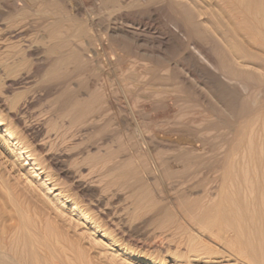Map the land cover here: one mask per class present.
Instances as JSON below:
<instances>
[{
  "label": "rangeland",
  "instance_id": "rangeland-1",
  "mask_svg": "<svg viewBox=\"0 0 264 264\" xmlns=\"http://www.w3.org/2000/svg\"><path fill=\"white\" fill-rule=\"evenodd\" d=\"M120 4L0 0V264H241L231 245L244 246L240 228L260 225L264 248V70L242 92L209 82L221 108L208 89L200 98L176 87L177 73L202 83L185 74L206 53L225 70L207 38L140 47L159 51L151 60L162 68L118 48L136 46L123 29L145 25L156 41L186 13L168 1ZM91 49L100 53L91 58Z\"/></svg>",
  "mask_w": 264,
  "mask_h": 264
},
{
  "label": "bare ground",
  "instance_id": "bare-ground-1",
  "mask_svg": "<svg viewBox=\"0 0 264 264\" xmlns=\"http://www.w3.org/2000/svg\"><path fill=\"white\" fill-rule=\"evenodd\" d=\"M119 0H110L111 4L113 5V7L115 8H118V9H123L125 7V4L122 6L121 1L120 0V3L118 2ZM135 1V0H134ZM142 1H146L148 3H158V2H164V1H168V2H171L173 3L174 5L178 6L181 8L182 11H184L186 13V19L185 21L184 20H181L179 18V20L177 19V21L175 23H173V26L169 29L166 30V32L162 33L160 35V37H158V39L156 41H153V40H149L146 36V32H148V29L146 28V26H142V27H137L136 29H132L131 30H126V31H120L118 32V34H120V36L122 35L123 38H129L130 41L132 43H134L136 46L133 47L134 49H132L130 46L127 47V49L125 51H123L124 49L121 48V45L119 46L118 44V48L120 47V49L123 51H121V53H124V55H132L134 57L137 58V60H140L141 61H147L148 63H152L155 67H158L160 66V68L164 67L163 66V62H161V60L159 61V59H157V61H155L153 63V61L151 60V57L152 58H155L154 56V52L157 53V56L161 55L159 54V51H154L152 52V49L151 51H147L146 49H141L140 47H143V46H156L158 48H161V47H167V44L169 43H173L175 45H177L178 47L181 48V45H183L184 43L185 44H189L190 40H188L190 38L189 35H193V34H196V35H201L203 38H207L210 43H213L214 45H216L219 49V55H220V59H221V62L224 63V66H225V70L222 71V72H218L217 70V65H216V61L214 60V58L212 56H210L209 54H204L202 55V57L199 56V60L196 63V62H191V64L193 63V65H191V69H187L186 70V74L187 76H191L193 77L195 80H196V76L198 77V79H200V82H198L196 80V84L194 86V84L192 85L190 82H188L187 78L185 77H181L178 73L177 75H175V78H177V84L176 87L178 86L179 88V84L180 85H183L185 87H188L191 89V91L193 93H195L196 95H198V97L200 98H204L203 96V92L201 90H204L203 88L205 89H208V91H210V95L208 97H211V100L213 99L216 104H218L221 108H226L227 105H225L224 101L221 99L220 97V92L219 90H216V89H212L209 85V82L213 81L217 84H219V87L220 86H225V87H229V88H232L234 89V91L236 90L237 91H246L248 89V84L245 83L243 80L246 79L247 77H259L263 72H261V74H259L260 71L264 70V0H142ZM119 3V4H118ZM123 3H127V1L123 2ZM140 3V2H139ZM52 4V3H51ZM117 4V5H116ZM132 4V3H131ZM128 5V4H127ZM126 5V7H127ZM155 6V5H154ZM129 7V6H128ZM161 7V6H160ZM44 9V8H43ZM114 8H112L113 10ZM117 9V11H118ZM115 10V9H114ZM111 11V10H110ZM141 11V10H140ZM174 11V10H173ZM48 12V11H47ZM79 15V14H78ZM183 16V15H182ZM182 18V17H181ZM83 19V18H82ZM92 19V18H91ZM94 20V19H93ZM55 22V21H54ZM137 22V21H136ZM140 22V21H139ZM120 23V22H119ZM93 24V23H92ZM89 25V24H88ZM95 25V24H94ZM143 25V24H142ZM98 26V25H97ZM133 26V25H131ZM137 26V25H136ZM130 27V26H129ZM148 27V26H147ZM94 28V27H93ZM113 28V27H112ZM121 28V26H120ZM127 28V26H126ZM131 28V27H130ZM141 30H140V29ZM149 28V27H148ZM114 29V28H113ZM112 29V30H113ZM119 29V28H118ZM117 29V30H118ZM154 29V28H153ZM90 30V29H89ZM120 30V29H119ZM163 30V29H162ZM108 32V31H107ZM112 32V31H111ZM115 32V31H113ZM151 32V31H150ZM51 33V32H50ZM146 33V34H145ZM159 33V32H158ZM99 34V33H98ZM101 34V33H100ZM108 35V34H106ZM110 35V34H109ZM152 35V34H151ZM105 36V35H104ZM121 36V37H122ZM153 36V35H152ZM155 36V35H154ZM200 36V37H201ZM92 37V36H91ZM103 36H101L102 38ZM113 37V36H112ZM120 37V39H121ZM199 38V37H198ZM116 39V37H115ZM128 39V40H129ZM117 40V39H116ZM185 40H188V42H184ZM103 41V40H102ZM122 40H120L121 42ZM207 41V40H206ZM113 42H116V41H113ZM129 42V43H131ZM106 43V42H105ZM124 43V42H123ZM80 44V43H79ZM125 44V43H124ZM184 44V45H185ZM194 44V43H193ZM23 45H26V44H23ZM97 45V44H96ZM104 45V44H103ZM109 45V44H108ZM171 45V44H170ZM169 45V46H170ZM27 46V45H26ZM60 46V45H59ZM85 45H83L84 47ZM105 46V45H104ZM126 46V45H125ZM124 46V47H125ZM138 46V47H137ZM174 46V45H173ZM77 47V46H76ZM82 47V46H81ZM86 47V46H85ZM98 47V46H97ZM117 47V46H116ZM144 47V48H145ZM172 47V46H171ZM170 47V48H171ZM191 47V46H189ZM195 47V46H194ZM200 47V46H199ZM202 47V46H201ZM78 48V47H77ZM91 48V47H90ZM105 48V47H104ZM175 48V47H174ZM186 48V47H185ZM98 49V48H97ZM107 49V48H106ZM177 49V48H176ZM192 49V47H191ZM206 49V48H205ZM62 50V49H61ZM88 50V49H87ZM92 50V51H91ZM88 51V53L90 54L89 56L92 57H96L100 52L98 50H93L91 49ZM157 50V49H155ZM208 50V49H207ZM102 51V50H101ZM195 53L197 55V53H201L202 52H196V50L194 49ZM205 51V50H204ZM180 52V51H179ZM182 52V51H181ZM189 52V51H188ZM80 53H81V50H80ZM118 53V52H117ZM120 53V54H121ZM108 54V53H107ZM178 54V52H177ZM182 54V53H180ZM184 54V58L185 57H188L189 59V62L193 59L192 58V55L190 56L189 53H183ZM193 54V55H194ZM82 56V55H81ZM122 56V55H121ZM195 56V55H194ZM83 57V56H82ZM127 57V56H126ZM5 58V57H4ZM19 58V57H18ZM111 58V56H110ZM198 58V57H197ZM75 59V58H74ZM81 59V58H80ZM99 59V58H97ZM20 60V59H19ZM87 60V59H85ZM107 60V59H106ZM166 60V59H164ZM180 60V59H179ZM196 60H193V61H196ZM78 61V60H77ZM80 61V60H79ZM101 61H103L101 59ZM100 61V62H101ZM122 61V59H121ZM152 61V62H151ZM181 61V60H180ZM186 61V60H185ZM184 61V62H185ZM80 62H83V61H80ZM111 62V61H110ZM109 62V63H110ZM179 62V61H178ZM91 63V62H90ZM97 63V62H96ZM137 64V62H135ZM167 63V62H166ZM92 64V63H91ZM101 64V63H99ZM104 64V62H103ZM146 64V62H145ZM165 64V63H164ZM183 64V62H182ZM94 65V64H92ZM135 65V64H134ZM151 65V64H150ZM166 65V64H165ZM168 65V64H167ZM100 66V65H98ZM97 66V67H98ZM140 66V65H139ZM145 66V65H144ZM162 66V67H161ZM106 67V66H105ZM173 67V66H172ZM181 67V66H180ZM190 67V66H189ZM110 68V67H109ZM132 68V67H131ZM148 68V67H146ZM167 68V67H166ZM95 69V68H94ZM144 69V68H143ZM179 69V67H178ZM5 70V69H4ZM97 70H99V68H97ZM102 70V69H100ZM99 70V71H100ZM182 70V69H181ZM180 70V72H181ZM96 71V69H95ZM103 71V70H102ZM141 71V69H140ZM164 71V70H162ZM166 71H168L166 69ZM165 71V72H166ZM185 71V70H184ZM101 72V71H100ZM170 72V71H169ZM183 72V71H182ZM103 73V72H102ZM143 73V72H142ZM152 73V72H151ZM164 74V73H163ZM161 73V75H163ZM168 74V73H167ZM166 74V75H167ZM176 74V73H175ZM154 76V75H153ZM157 76V75H156ZM165 76V74H164ZM262 76H264L262 74ZM146 77V76H145ZM159 77V76H158ZM163 77V76H161ZM160 79V78H159ZM189 79V78H188ZM138 80H140V78H138ZM172 80V79H171ZM192 80V79H191ZM159 81L162 82V79H160ZM194 81V80H193ZM192 81V82H193ZM167 82V81H165ZM174 82V81H173ZM248 82V81H247ZM250 83V82H248ZM143 84V83H142ZM151 84V83H150ZM209 84V85H208ZM196 85H201L199 86V90L198 88H196L197 86ZM142 86V85H141ZM140 86V87H141ZM209 86V87H208ZM214 86V85H213ZM144 87V86H143ZM201 87V89H200ZM216 87H218L216 85ZM214 87V88H216ZM218 87V88H219ZM102 88V87H101ZM155 88V87H154ZM166 88V87H165ZM173 88V87H172ZM177 88V89H178ZM187 88V89H188ZM156 89V88H155ZM175 89V88H174ZM221 89H223L221 87ZM158 90V89H157ZM160 90V89H159ZM179 92L181 91L180 89H178ZM224 90V89H223ZM222 90V91H223ZM155 91V90H153ZM231 91V90H230ZM156 92V91H155ZM158 92H163V91H158ZM183 92V91H182ZM264 92V91H263ZM153 93V92H151ZM167 93V92H165ZM220 93V94H219ZM223 93V92H222ZM234 93V92H233ZM239 93V92H238ZM157 94V93H156ZM169 94V93H167ZM226 94V93H224ZM229 94V93H228ZM159 95V94H158ZM208 95V94H207ZM206 95V96H207ZM223 95V94H222ZM221 95V96H222ZM167 96V95H166ZM226 96V95H224ZM233 95L230 94V98L232 97ZM229 97V95H228ZM227 97V98H228ZM237 97V96H236ZM238 99V97H237ZM236 99V100H237ZM245 99V97H244ZM242 99V101L244 100ZM204 100V99H203ZM206 100V98H205ZM210 100V101H211ZM230 99H228L229 101ZM234 100V96H233V99ZM226 101V100H225ZM235 101V100H234ZM230 102V101H229ZM239 102V100H238ZM259 102V101H258ZM204 103V102H203ZM208 103V102H207ZM231 103V102H230ZM172 105V103H170ZM202 104V103H201ZM207 105V104H206ZM209 106V105H208ZM211 107V105H210ZM214 107V106H213ZM217 108V107H216ZM211 109V108H210ZM228 109V108H227ZM227 109L225 111H227ZM230 109V108H229ZM228 109V110H229ZM213 111V110H212ZM233 111V110H232ZM260 114V113H259ZM257 114H255L256 116ZM230 117V116H229ZM260 117V116H259ZM258 121H259V118H257ZM257 119H256V122H254L255 124L257 123ZM220 120V119H219ZM262 120V119H260ZM255 121V120H254ZM264 121V120H262ZM253 123V124H254ZM264 122H262L263 124ZM261 126V125H260ZM264 126V125H262ZM261 126V128H262ZM259 127V126H258ZM257 127V128H258ZM264 129V128H262ZM249 131V130H248ZM4 134L8 137H12V133L8 130V129H4L3 130ZM251 134V133H250ZM248 135V134H247ZM263 136H264V133H263ZM259 136H257L258 138ZM15 140V138H14ZM13 140V141H14ZM259 140V138H258ZM4 143V142H3ZM8 143V142H7ZM63 143V142H62ZM260 143V142H259ZM13 144H16L15 142ZM262 144V143H260ZM251 146V143L249 144ZM62 146V145H61ZM184 150V149H183ZM191 150V149H190ZM25 151V150H24ZM23 150H19V155L20 157H25L26 158V161H29V163L32 165L35 164L34 160L32 158H29V157H26V154ZM261 151V150H260ZM259 151V152H260ZM141 153V152H140ZM260 154L262 155V152H260ZM248 157V156H247ZM259 159V158H258ZM264 162V161H263ZM264 166V164H263ZM156 167V166H155ZM5 168V167H4ZM37 169V167H34ZM169 168V167H168ZM174 169V168H173ZM263 169V168H262ZM41 171V170H40ZM242 171V169L240 170ZM253 171V169H252ZM7 172V171H6ZM39 172V171H38ZM251 172V171H250ZM263 172V170H262ZM9 173V172H8ZM252 173V172H251ZM248 175V174H247ZM253 175V174H252ZM244 176V175H243ZM255 176V175H254ZM256 177V176H255ZM264 177V176H263ZM262 177V179H263ZM243 178V177H242ZM241 178V179H242ZM249 178V177H248ZM248 178L246 177V179L248 180ZM261 178V177H260ZM245 179V178H244ZM262 179H260L261 181V184H262ZM196 181V180H195ZM244 181V180H243ZM255 181V179H254ZM264 181V179H263ZM257 182V181H256ZM255 182V183H256ZM244 182L241 181V184H243ZM245 183H246V180H245ZM249 183V182H248ZM247 183V185H248ZM258 183V182H257ZM53 184V183H52ZM235 184V183H234ZM240 184V183H239ZM264 184V183H263ZM262 184V186H263ZM245 185V184H244ZM246 185V186H247ZM246 186L244 187L245 188V191L247 192V188ZM251 185L249 184L248 188L250 187ZM13 188V187H12ZM51 188V187H50ZM240 188V186H239ZM256 188V186H255ZM229 189V188H228ZM238 189V187H237ZM242 189V188H241ZM262 189V188H260ZM232 190V189H231ZM249 191L250 188L248 189ZM244 191V190H242ZM241 191V192H242ZM253 191V190H252ZM251 191V192H252ZM250 192V193H251ZM264 192V191H263ZM188 193V192H187ZM244 193V192H242ZM248 193V192H247ZM216 194V193H215ZM214 194V195H215ZM233 194V193H232ZM236 194V193H235ZM249 194V193H248ZM254 193L252 192L250 194V198L252 197L251 195H253ZM15 195V194H14ZM262 196V192L260 193L259 192V196ZM93 196V195H92ZM243 196V195H242ZM245 196V195H244ZM244 196L242 197L243 200L244 199ZM261 196L259 198H261ZM31 197V196H30ZM105 197V196H104ZM247 197V196H246ZM233 198V196H232ZM249 198V196H248ZM263 198V196H262ZM214 199V198H213ZM247 199V198H246ZM253 199V198H252ZM63 200V199H62ZM260 200V199H259ZM263 200V199H262ZM253 202V201H251ZM250 202V203H251ZM263 202V201H262ZM244 203V201L242 202ZM261 203V202H260ZM231 204V203H230ZM234 205V203H233ZM252 206V204H249ZM262 205V204H261ZM264 205V204H263ZM232 206V205H231ZM247 206H248V199H247ZM245 207V205H244ZM260 207V206H259ZM264 207V206H263ZM246 208V207H245ZM251 210H252V207H250ZM253 208H255L253 206ZM262 208V206H261ZM260 208V210H261ZM202 209V208H201ZM211 209V208H210ZM238 209V208H237ZM236 209V211H237ZM46 210V209H45ZM244 210V209H243ZM247 210V209H246ZM245 210V211H246ZM47 211V210H46ZM232 211V210H231ZM263 211V209H262ZM4 212V211H3ZM27 213V212H26ZM247 213V211H246ZM253 214V210L252 212L249 213L250 214ZM259 213V212H258ZM83 214V213H82ZM229 214V213H228ZM227 214V215H228ZM243 214V213H242ZM262 214V213H261ZM197 216V215H196ZM237 216H239V213H237ZM253 216V215H252ZM250 216V217H252ZM264 216V214H263ZM54 217V216H53ZM190 217V216H189ZM231 217V216H230ZM47 218V217H46ZM191 218V217H190ZM238 218V217H237ZM242 218V217H241ZM26 219V218H25ZM253 220V217L250 218ZM7 220V219H6ZM61 220V219H60ZM84 220V219H83ZM264 220V219H262ZM13 221V220H12ZM87 221V220H86ZM192 221V220H191ZM190 221V222H191ZM241 221V220H239ZM238 221V223H239ZM249 221V219H248ZM251 221V220H250ZM260 221V219H259ZM4 222V221H3ZM234 222H236L234 220ZM12 223V222H11ZM93 223V222H92ZM237 223V222H236ZM237 223V224H238ZM245 223V222H244ZM243 222H241V224L243 225L244 224ZM250 223V222H249ZM257 224V221L255 222ZM254 223V224H255ZM264 223V221H263ZM9 224V223H8ZM65 224V223H64ZM91 224V223H90ZM246 224V223H245ZM261 224V222L259 223ZM222 225V224H221ZM239 225V224H238ZM241 225V226H242ZM252 225V222L250 223V226ZM264 225V224H263ZM43 226V225H42ZM236 227H238L237 225H235ZM255 226V225H254ZM253 226V227H254ZM257 226V225H256ZM35 227V226H34ZM97 227V226H96ZM182 227V226H181ZM245 228L247 226H244ZM249 227V226H248ZM226 228V227H224ZM259 229H257V231L255 232H252L250 233V229H249V234H247V232H243L241 231V228H240V232H238L237 234H235V239L237 242H241L239 239H244L245 240V243H244V246L241 244V243H236L234 240V237L232 239L233 240V243L235 242L236 244H231L235 245V248H233L232 246V249H234L233 251L236 252V258L237 260L241 263V264H264V248H262V245H258L259 242L261 241V239L263 238V236H261L260 234H262V230H261V227L259 225L258 227ZM232 229V228H231ZM237 229V228H236ZM247 229V228H246ZM245 229V230H246ZM254 229V228H253ZM179 230V229H178ZM243 230V229H242ZM255 230V229H254ZM263 230H264V226H263ZM3 231V230H2ZM238 231H239V228H238ZM162 232V231H161ZM167 232V231H166ZM3 233V232H2ZM19 233V232H18ZM260 233V234H259ZM53 234V233H52ZM227 234V233H225ZM231 234V233H230ZM232 234H233V230H232ZM228 235V234H227ZM18 236V235H17ZM30 236V235H28ZM50 236V235H49ZM22 237V236H21ZM51 238V237H50ZM24 239V238H23ZM35 239V237H34ZM167 239V238H166ZM229 239V238H228ZM11 240V239H10ZM33 240V239H31ZM239 240V241H238ZM24 241V240H23ZM40 241V240H39ZM52 241V240H50ZM170 241V240H169ZM207 241V240H206ZM231 241V240H230ZM230 241L228 240V242L230 243ZM13 241H11L12 243ZM14 243V242H13ZM19 243V242H18ZM36 242L33 241V244H35ZM47 244V242H45ZM226 243V241H225ZM224 243V244H225ZM228 243V246L227 248H230V244ZM232 243V242H231ZM262 243V242H261ZM240 244L243 246L239 247ZM264 244V243H263ZM11 245V244H10ZM25 245V244H24ZM62 245V244H61ZM60 245V246H61ZM194 245V244H193ZM236 245L238 247H236ZM16 246V244H15ZM31 247V245H29ZM38 246L40 245H37V248H35V251H37L36 249H38ZM260 246V248H259ZM2 247V246H0ZM12 247V246H11ZM22 247H25L22 245ZM20 247V248H22ZM36 247V244L35 246ZM42 247V246H41ZM53 247V246H52ZM86 247V246H85ZM207 247V245L205 246ZM226 247V245H225ZM13 248V247H12ZM17 248V246H16ZM32 248V247H31ZM201 248V247H200ZM25 249V248H24ZM23 249V250H24ZM43 249V248H42ZM61 249V248H60ZM64 249V247H63ZM16 250V249H14ZM13 250V251H14ZM22 250V249H21ZM32 250V249H31ZM31 250H28V251H31ZM40 250V249H39ZM38 250V251H39ZM62 250V249H61ZM193 250V249H192ZM201 250V249H200ZM229 250V249H228ZM1 251V250H0ZM11 251V250H10ZM50 251V250H49ZM60 251V250H58ZM233 251H231V253H233ZM259 251V252H258ZM17 252V250H16ZM19 252V251H18ZM22 251H20L21 253ZM197 252V251H196ZM28 253V252H27ZM40 253V251H39ZM38 253V254H39ZM85 253V252H84ZM211 253V252H210ZM32 254V252H31ZM55 254V252H54ZM4 253H2L1 256H3ZM36 255V254H35ZM41 255L42 252H41ZM62 255V253H61ZM194 255V254H193ZM199 255V254H198ZM229 255V254H227ZM26 256V255H25ZM30 256V254H29ZM58 256V255H57ZM19 257V256H18ZM37 257V256H36ZM44 257V256H42ZM64 257V255H63ZM230 257V256H229ZM17 258V256L15 257ZM31 258V257H30ZM66 258V256H65ZM14 259V258H13ZM37 259V258H36ZM67 259V258H66ZM235 259V258H234ZM16 260V259H15ZM32 260V259H31ZM92 260V259H91ZM236 260V261H237ZM12 261V260H11ZM21 261V260H20ZM19 260L17 261L18 263L20 262ZM36 261V260H35ZM44 261V260H43ZM46 261V260H45ZM66 261V260H65ZM17 262H14V264H16ZM28 262V261H27ZM59 262V261H58ZM238 262V263H239ZM8 264V262H7ZM24 264V263H23ZM31 264V263H30ZM33 264V263H32ZM40 264V263H38ZM61 264V263H59Z\"/></svg>",
  "mask_w": 264,
  "mask_h": 264
}]
</instances>
